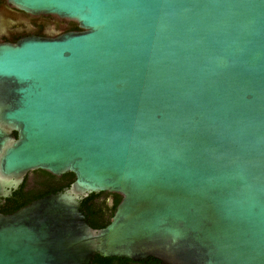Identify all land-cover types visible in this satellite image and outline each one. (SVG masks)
<instances>
[{
	"label": "water",
	"instance_id": "obj_1",
	"mask_svg": "<svg viewBox=\"0 0 264 264\" xmlns=\"http://www.w3.org/2000/svg\"><path fill=\"white\" fill-rule=\"evenodd\" d=\"M7 2L79 30L0 43V203L74 175L0 212V264H264V0Z\"/></svg>",
	"mask_w": 264,
	"mask_h": 264
},
{
	"label": "flooded vegetation",
	"instance_id": "obj_2",
	"mask_svg": "<svg viewBox=\"0 0 264 264\" xmlns=\"http://www.w3.org/2000/svg\"><path fill=\"white\" fill-rule=\"evenodd\" d=\"M72 21L60 19L52 15H35L26 13L12 7L7 0H0V43H16L19 40L31 36L38 38H56L67 32L78 31ZM32 171L24 178V192H30L31 197H39L44 194L55 193L65 189L62 176L43 175ZM12 193L8 196L10 197ZM116 194L107 192L98 196L102 217L111 219L110 209L115 201ZM7 197V198H8ZM84 199V198H83ZM82 199V200H83ZM5 200V199H4ZM1 201V204L4 203ZM81 200V201H82ZM80 201V203H81ZM99 256V255H98ZM91 264H163L160 260L152 257L144 259H130L123 257L93 258Z\"/></svg>",
	"mask_w": 264,
	"mask_h": 264
},
{
	"label": "trees",
	"instance_id": "obj_3",
	"mask_svg": "<svg viewBox=\"0 0 264 264\" xmlns=\"http://www.w3.org/2000/svg\"><path fill=\"white\" fill-rule=\"evenodd\" d=\"M75 27H77V25ZM38 172L46 176L47 175L52 176L51 174L45 171L39 170ZM62 179L65 182V188H66V187H69L70 184L74 181V175L71 173H66L62 176ZM24 185L25 184L23 182L17 190H14L12 192V195L10 197L5 198L4 203L1 204L0 206L1 213L3 214L11 213L17 210L18 208L28 204L32 200L42 197L44 195H47V194H44L39 197H31L32 194L30 192L28 193L24 192ZM101 193H104V192H101ZM101 193L89 194L80 203V207L83 210L84 214L88 217V222L93 229L103 228L110 222V219L102 217L103 212L101 213L102 210L100 209V203L98 200L99 199L98 196ZM120 199H121L120 196L115 195V201H114L112 208L110 209L109 216H112L114 214L115 207L119 203ZM95 258H99V256L96 255Z\"/></svg>",
	"mask_w": 264,
	"mask_h": 264
},
{
	"label": "bare ground",
	"instance_id": "obj_4",
	"mask_svg": "<svg viewBox=\"0 0 264 264\" xmlns=\"http://www.w3.org/2000/svg\"><path fill=\"white\" fill-rule=\"evenodd\" d=\"M54 16V15H53ZM57 17V16H56Z\"/></svg>",
	"mask_w": 264,
	"mask_h": 264
}]
</instances>
